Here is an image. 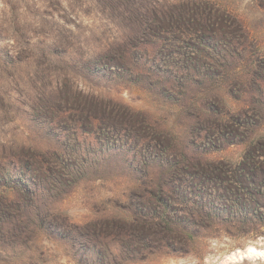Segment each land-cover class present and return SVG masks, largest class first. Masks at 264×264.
Returning <instances> with one entry per match:
<instances>
[{"label": "rangeland", "instance_id": "374dc122", "mask_svg": "<svg viewBox=\"0 0 264 264\" xmlns=\"http://www.w3.org/2000/svg\"><path fill=\"white\" fill-rule=\"evenodd\" d=\"M144 38L157 43L155 67L184 81L169 88L162 76L147 78L139 60ZM103 117L129 127V136L111 146L128 140L155 150L139 139L148 117L154 140L177 151L196 143L202 159L246 175L264 204V164L256 165L264 159V0H0V193L14 192L23 179L44 180L42 159L58 154L71 165L82 152L95 157L108 130ZM79 129L94 135L87 147L76 140ZM166 148L146 164L131 149V167L114 157L74 172L70 192L43 200L49 219L82 225L132 216L143 183L158 176L159 160L173 157ZM170 196L180 208L177 194ZM244 203L257 207L249 198ZM217 229L132 264H264V233ZM33 249L32 264H94L71 242L44 237ZM8 252L0 264H22L21 251Z\"/></svg>", "mask_w": 264, "mask_h": 264}, {"label": "trees", "instance_id": "16d2710c", "mask_svg": "<svg viewBox=\"0 0 264 264\" xmlns=\"http://www.w3.org/2000/svg\"><path fill=\"white\" fill-rule=\"evenodd\" d=\"M140 23L142 27L145 20L141 19ZM139 45H142L143 50L139 60L143 61L147 78L151 80L162 76L169 88H174L179 81H184L181 78L177 82L174 72L170 69H161V65L155 67L154 64L159 58L156 42L144 38L139 41ZM163 64L169 66L164 61ZM189 80L186 79V82ZM102 119V127H107L108 130H102L104 142L101 149L96 150L95 157L89 158L82 152L75 158L70 157L68 160L72 159L73 163L68 165L66 159L55 153V159L49 157L39 162V169L49 173L44 180L39 181L32 176L31 179H23L14 192L0 193V255H9V250H19L21 263L32 264L33 244L46 237L60 242H71L73 248L83 250L82 257L85 261L94 264H132L144 261L156 250L169 249L166 253L171 254L176 251V240L194 239L200 230L205 231L213 226L223 231H228L229 228L237 229L242 234L264 233V204H259L254 199L255 193L246 184L248 178L242 172H234L232 175L226 167L202 159L196 143L190 142L177 151L174 144L165 146L163 141L154 140L152 135L157 133L156 124L148 117L141 123L145 132L139 139L150 140L155 150H148L149 146L145 150H138L132 147L128 140L122 142L120 147L111 146V141L117 137L124 141L123 139L129 136L125 132H129V127L124 123L109 122L106 117ZM80 131L76 140H80V146L85 144L87 147V141L94 135L82 129L77 132ZM137 143L139 144V141ZM261 145L264 148V142ZM166 147H173V157L159 160L162 169L158 176L143 183L141 192L137 194L142 202L141 205L129 209L132 216H113L100 223L82 225L57 217L49 219L53 212L43 200L54 199L70 192L76 185L77 175L74 172L80 173L81 169L99 164L101 166L114 157L122 159L126 166L131 167L134 162L130 159L131 149L135 150L136 156L139 154L146 164L150 160L158 159L160 152L164 155L167 152ZM263 164L264 159H256V165ZM68 167L73 173H67ZM186 174L194 178L192 184L191 181L186 183ZM259 185L264 186V176ZM171 193L177 194L180 208H172L169 201ZM247 198L256 202L257 207L245 204ZM215 200L230 201L236 207L231 211L216 204Z\"/></svg>", "mask_w": 264, "mask_h": 264}, {"label": "bare ground", "instance_id": "6f19581e", "mask_svg": "<svg viewBox=\"0 0 264 264\" xmlns=\"http://www.w3.org/2000/svg\"><path fill=\"white\" fill-rule=\"evenodd\" d=\"M253 250H250V248H249V252H252Z\"/></svg>", "mask_w": 264, "mask_h": 264}, {"label": "water", "instance_id": "95a60500", "mask_svg": "<svg viewBox=\"0 0 264 264\" xmlns=\"http://www.w3.org/2000/svg\"><path fill=\"white\" fill-rule=\"evenodd\" d=\"M246 251H248V249H246Z\"/></svg>", "mask_w": 264, "mask_h": 264}]
</instances>
